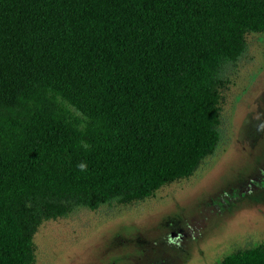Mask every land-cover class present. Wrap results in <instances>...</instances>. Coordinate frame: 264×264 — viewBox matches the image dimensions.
<instances>
[{
    "label": "trees",
    "instance_id": "obj_1",
    "mask_svg": "<svg viewBox=\"0 0 264 264\" xmlns=\"http://www.w3.org/2000/svg\"><path fill=\"white\" fill-rule=\"evenodd\" d=\"M248 33L264 0H0V264H36V234L75 207L190 178ZM220 264H264V246Z\"/></svg>",
    "mask_w": 264,
    "mask_h": 264
},
{
    "label": "rangeland",
    "instance_id": "obj_2",
    "mask_svg": "<svg viewBox=\"0 0 264 264\" xmlns=\"http://www.w3.org/2000/svg\"><path fill=\"white\" fill-rule=\"evenodd\" d=\"M245 42L216 74L226 88L214 154L152 199L75 207L46 223L34 238L36 264H220L264 246V34Z\"/></svg>",
    "mask_w": 264,
    "mask_h": 264
}]
</instances>
